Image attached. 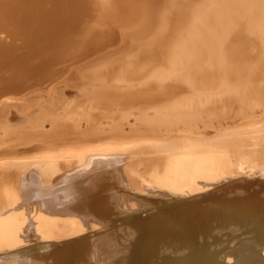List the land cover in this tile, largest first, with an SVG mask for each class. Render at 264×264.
<instances>
[{"label":"bare ground","instance_id":"obj_1","mask_svg":"<svg viewBox=\"0 0 264 264\" xmlns=\"http://www.w3.org/2000/svg\"><path fill=\"white\" fill-rule=\"evenodd\" d=\"M1 27L0 116L49 84L1 122L0 264H264V0H0Z\"/></svg>","mask_w":264,"mask_h":264},{"label":"rangeland","instance_id":"obj_2","mask_svg":"<svg viewBox=\"0 0 264 264\" xmlns=\"http://www.w3.org/2000/svg\"><path fill=\"white\" fill-rule=\"evenodd\" d=\"M89 17V16H88ZM87 17V18H88ZM86 18V19H87ZM96 17L95 16H93V17H90L89 18V20L87 19H85L84 21H83V23H80V29L79 30H82V28L83 27H86V26H88L89 27V25L88 24H93L94 23V21L96 22V19H95ZM88 22V23H87ZM90 22V23H89ZM85 24V25H84ZM90 26H92V25H90ZM87 27V28H88ZM2 30V27H1V29H0V44H3V43H5V44H9V43H7V42H11V43H13L11 40H10V38H8V37H10V34H9V32H8V30H7V35H6V33H5V31H4V34H5V37H4V34H3V31H1ZM6 30V29H5ZM79 30H77V31H79ZM3 36V37H2ZM14 36V35H13ZM16 37V36H15ZM5 40H4V39ZM16 38H19L18 36L16 37ZM2 39V40H1ZM9 41H8V40ZM11 39H13L14 40V37H11ZM7 40V41H6ZM17 42H16V41ZM14 41L16 42V43H18L19 42V44H20V42H21V38H20V41L18 40V39H15ZM3 41V42H2ZM2 42V43H1ZM69 61H71V62H69ZM75 62H73V59H68V60H65V61H61V62H63V63H68V65L69 64H75L76 63V59L74 60ZM61 62H59V64H57V67H56V69H57V73H59V74H57L56 76H55V78H58V77H61L62 76V73H61V71H64V68L66 67L65 65H66V63H65V65L63 64V63H61ZM60 63L62 64V65H60ZM81 63V62H80ZM59 65V66H58ZM63 67V68H62ZM68 67V66H67ZM60 68H62V69H60ZM59 69V70H58ZM53 79V78H52ZM59 80H61V81H58L57 82V80L55 81V84H54V82H53V84L55 85V87H56V89H58L61 93L63 92V94H64V96H65V98H68L69 100H71V99H73V98H75L74 96H76V88L75 87H73V85L74 84H71V83H67L66 81L64 82L63 81V83H62V80L63 79H61V78H58ZM31 82V84L30 85H32V86H30V87H33L34 86V89H32V88H28V90L26 91L25 89H27V87H28V85H26L25 84V88L23 89V90H25V92H23V96L22 97H20L19 99H22V100H18V101H13V102H10V106H8L6 109H5V112L2 114V116H0V131H1V122L2 121H10L11 122V124H13V125H19V123L21 122L22 123V120H23V116H22V109L24 110V109H26L27 111L30 109V111L31 112H33V110H35V109H37L36 108V105L38 104V102L40 101V99L42 98V97H44V86H46V84L48 83L49 84V82H48V80L46 81V80H44V81H42V85H41V87L43 86V88H41L40 87V85L39 86H36L35 87V85H33L32 84V81H30ZM44 82H45V84H44ZM58 84H57V83ZM60 83V84H59ZM67 83V84H66ZM44 84V85H43ZM47 84V85H48ZM62 87H61V86ZM27 86V87H26ZM65 86L67 87V89L65 88ZM69 86V87H68ZM23 87H24V85H23ZM73 87V88H72ZM75 88V89H74ZM39 89V90H38ZM43 91H42V90ZM64 90V91H63ZM66 90V91H65ZM69 90V91H68ZM42 92V93H41ZM74 92V93H73ZM25 93H26V95H25ZM36 93V94H35ZM68 93H71L70 95L68 94ZM38 94H40V95H38ZM67 96H66V95ZM38 96V97H37ZM17 97V96H16ZM18 98V97H17ZM71 98V99H70ZM4 100V99H3ZM16 102V103H15ZM36 103V105L34 106V104ZM13 104H14V106H13ZM31 105V107H29ZM19 106V107H18ZM34 106V107H33ZM25 107V108H24ZM28 108V109H27ZM20 109V110H19ZM29 111V112H30ZM6 113V114H5ZM11 113V114H10ZM13 113V114H12ZM12 115V116H11ZM16 116V117H15ZM13 118V119H12ZM7 119V120H6Z\"/></svg>","mask_w":264,"mask_h":264},{"label":"water","instance_id":"obj_3","mask_svg":"<svg viewBox=\"0 0 264 264\" xmlns=\"http://www.w3.org/2000/svg\"><path fill=\"white\" fill-rule=\"evenodd\" d=\"M259 257L255 254L242 257L232 264H257ZM169 264H227L218 255L217 248L206 241L195 240L180 258Z\"/></svg>","mask_w":264,"mask_h":264}]
</instances>
